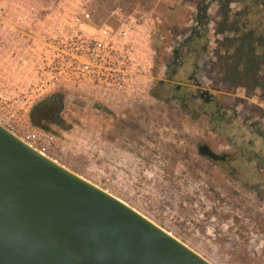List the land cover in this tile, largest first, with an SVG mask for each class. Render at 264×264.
I'll use <instances>...</instances> for the list:
<instances>
[{"label": "rangeland", "instance_id": "1", "mask_svg": "<svg viewBox=\"0 0 264 264\" xmlns=\"http://www.w3.org/2000/svg\"><path fill=\"white\" fill-rule=\"evenodd\" d=\"M59 1L88 11L95 24L135 26L131 41L140 76L134 89L116 98L87 89L57 92L67 98L63 118L69 128L51 125L46 133L31 125L30 111H14L12 97L27 73L18 30L23 10L42 17ZM226 2L0 0V124L211 264H264V89L242 88L222 74L236 52L230 26L246 0ZM193 31L206 35L199 48L208 47L207 53L201 58L192 53L180 60L181 67L172 66L175 51ZM174 69L173 83L160 85ZM193 75L224 105L226 118L210 120L215 107L203 113L198 101L185 111L170 100L177 86L178 96L191 95ZM155 90L163 100L152 96ZM252 124L262 127L260 133ZM202 145L231 158L213 162L200 155Z\"/></svg>", "mask_w": 264, "mask_h": 264}, {"label": "water", "instance_id": "2", "mask_svg": "<svg viewBox=\"0 0 264 264\" xmlns=\"http://www.w3.org/2000/svg\"><path fill=\"white\" fill-rule=\"evenodd\" d=\"M0 264L211 263L0 124Z\"/></svg>", "mask_w": 264, "mask_h": 264}, {"label": "built area", "instance_id": "3", "mask_svg": "<svg viewBox=\"0 0 264 264\" xmlns=\"http://www.w3.org/2000/svg\"><path fill=\"white\" fill-rule=\"evenodd\" d=\"M20 18L27 73L12 97L15 113H28L60 91L87 89L116 98L136 86L140 66L131 41L135 26L95 24L88 11L60 1L46 7L42 17H29L23 10Z\"/></svg>", "mask_w": 264, "mask_h": 264}, {"label": "trees", "instance_id": "4", "mask_svg": "<svg viewBox=\"0 0 264 264\" xmlns=\"http://www.w3.org/2000/svg\"><path fill=\"white\" fill-rule=\"evenodd\" d=\"M225 4L228 6L231 0H227ZM230 31L236 35V52L228 57L226 70L222 72L223 76L235 81L237 85L244 84L246 88L253 86L254 89H264V36L262 35V32L264 33V0H246L242 13H239L238 18L232 21ZM205 36L204 34L203 39ZM191 45L187 43L185 47ZM192 46L195 48V45ZM200 50L189 51L186 56L194 53L198 57L199 53L201 57H204L208 47L202 46ZM157 92L158 90H155L152 96L163 100ZM173 94L179 95L175 89ZM66 102L67 98L63 93H55L41 99L29 113L31 125L46 133L52 132L49 127L51 125L67 130L69 127L63 118ZM96 108L108 112L102 106L96 105Z\"/></svg>", "mask_w": 264, "mask_h": 264}, {"label": "flooded vegetation", "instance_id": "5", "mask_svg": "<svg viewBox=\"0 0 264 264\" xmlns=\"http://www.w3.org/2000/svg\"><path fill=\"white\" fill-rule=\"evenodd\" d=\"M202 10V9H201ZM203 13H205V15H207V12L206 11H202ZM199 26L201 27L202 30L206 29L207 28V24L204 23L203 21L200 20L199 22ZM203 33H199L197 31H193L192 33V36L187 38L183 44L181 45V47L175 51V62L173 63L172 66H177L178 67H181L183 64L182 62H180V60L183 58V57H186V54H188L189 51H192L193 52H196L197 50H200L202 47H197L199 46V43L200 41L203 39ZM187 43L192 44V45H195V48H192L191 46L190 47H185L187 45ZM201 51V50H200ZM201 54L198 53V57L201 58L200 56ZM172 66H169L168 68H171ZM199 69V67H196ZM178 74V70L174 69L171 73V75L168 77V80L166 81H163L161 82L160 85H169V84H172L173 83V79L177 76ZM195 76H191L189 79L190 80H195V86H194V90L191 92V95H186V97H183L182 96H175V97H172L170 100H175V101H178L179 104L184 108L185 111H189V109L191 108V106H193L194 104H196L198 102L201 103V105H199V110L203 112V110H207L208 108H211L212 107H215L214 109V112L215 113H210V120H214L215 117L214 116H218L217 118H220V119H224L226 118V113L223 112V108L224 105L220 104L218 99L215 97V95H212L210 94L209 90L202 85V83L200 82V80L198 78L194 79ZM184 87H190L189 85H186V84H182ZM240 87L242 88H245L246 87L244 86V84H240L239 85ZM175 90H177L178 94L180 95L181 94V87L177 86L175 88ZM172 91V90H171ZM157 99V98H155ZM159 100V99H158ZM201 113V112H200ZM204 113V112H203ZM233 116L234 117H238V115L236 113H233ZM207 117V116H206ZM213 118V119H212ZM249 121L248 119H246L245 122ZM252 128H256L258 131V133H260V130L262 127L258 126L257 124H252ZM226 155V154H225ZM226 160L225 161H220V162H216V163H222V164H225L228 162L229 158H231V156L229 155H226Z\"/></svg>", "mask_w": 264, "mask_h": 264}]
</instances>
